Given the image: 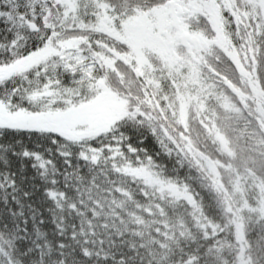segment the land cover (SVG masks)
<instances>
[{
    "label": "trees",
    "instance_id": "trees-1",
    "mask_svg": "<svg viewBox=\"0 0 264 264\" xmlns=\"http://www.w3.org/2000/svg\"><path fill=\"white\" fill-rule=\"evenodd\" d=\"M196 29L205 32L203 25ZM239 52L245 59L252 55L251 49L245 52L240 48ZM223 59V53L211 58L227 80L215 78V82L222 96H228L241 110L234 112L230 107L223 111L217 106L215 115L200 110L188 113L185 132L191 151L182 153L184 162L178 164L175 153L171 159L157 156L173 183L179 178V190L149 182L133 158L98 152L94 160L88 157L49 165L47 179L56 181L52 190L57 193L51 198L45 194V180L32 161L21 164L19 159H10L6 171L14 173L16 183H0V264H64L57 258L61 251L68 264H238L239 260L264 264V217L252 212L237 217L232 210L236 204L233 181L238 176L251 172L264 184V130L252 114V105L235 93L247 87L226 68ZM241 63L246 66L248 59ZM251 75L264 95L255 70ZM151 81L141 83L140 77L133 76L131 87L120 79L113 80L109 89L116 96L143 103L160 120L165 134L174 138L173 133L178 136L179 130L170 108L165 114L169 104ZM87 109L72 113L66 123H111L96 112L101 110L100 104L90 107L92 113ZM204 124L215 128L219 137L209 135ZM222 142L233 155L222 148ZM196 152L210 158L214 170L202 168ZM210 218L217 226L202 224ZM203 227L212 228L210 235ZM61 241L62 250L58 247ZM83 249L86 254L82 256Z\"/></svg>",
    "mask_w": 264,
    "mask_h": 264
},
{
    "label": "snow or ice",
    "instance_id": "snow-or-ice-1",
    "mask_svg": "<svg viewBox=\"0 0 264 264\" xmlns=\"http://www.w3.org/2000/svg\"><path fill=\"white\" fill-rule=\"evenodd\" d=\"M156 3L163 0H0V169L5 170L0 171V183L15 186L14 173L6 171L10 159L21 164L32 161L45 180V194L55 198L56 181L47 179L49 165L118 152L133 158L149 182L179 190V178L173 183L157 156L171 159L175 153L176 162L182 164L191 151L184 104L192 97L179 96L164 108L166 115L167 108L173 109L179 130L170 138L143 103L131 97L117 99L109 91L113 80L124 79L131 87L133 76L152 83L148 78L154 71L141 60L128 32L131 23ZM208 7L217 8L223 29L197 10L207 12ZM189 10L195 13L187 16L189 27L204 26L208 42L223 52L226 68L241 78L255 70L264 88V0H215V4L201 0ZM237 47L252 50L246 66L237 59ZM105 97L117 99L119 106L110 124L66 123L72 113ZM194 103L198 109L206 103L199 90ZM203 127L219 137L209 124ZM258 211L264 217V202ZM58 247L63 249L62 241ZM80 254L85 255L86 249ZM57 258L68 264L63 251Z\"/></svg>",
    "mask_w": 264,
    "mask_h": 264
},
{
    "label": "rangeland",
    "instance_id": "rangeland-1",
    "mask_svg": "<svg viewBox=\"0 0 264 264\" xmlns=\"http://www.w3.org/2000/svg\"><path fill=\"white\" fill-rule=\"evenodd\" d=\"M168 1L169 0H166L161 4L153 6L148 14L133 21L128 32L129 40L139 50L141 60L147 64L150 70L154 71V74L148 79L155 82L157 93L163 94L167 104L169 105L177 100L179 96H184L186 98L192 97L191 103L187 100L185 101V117L190 111L198 112L200 110L205 112V108H207L208 113L215 115L217 114L215 112L217 106H219L223 111H227L230 107L234 108V112L240 111L241 109L238 108L239 106L234 107L233 105L235 104H233V101L228 100L230 99L228 96H222V89L218 88V85L215 82V78H221L223 81H227L223 74L218 72L214 64L211 62V58L214 55L223 52L217 47H213L211 43L209 49L202 44L195 46L192 45L190 48H186L182 46L178 37L180 32H189L192 35L204 37L209 41V37L204 31L196 28H190L186 22L187 16L195 14L193 11L189 10V5L196 4L197 0H190L189 3L188 1L178 0V2L181 3V6L186 9V13L182 17L181 31L175 30L171 27ZM200 2L201 0H198V3ZM203 2L215 4V0H203ZM197 10H200L202 14L207 15L210 21L215 20L217 27L221 29L224 28L223 21L217 11V8L208 7L207 12H204L202 8ZM237 48L234 49V51L238 54L237 59L242 58V60L246 61L247 59L240 55V48ZM137 63H140V61L138 60ZM253 80L254 79L252 78L251 73H249L245 78H241V82L247 88L244 92L238 91L237 95L241 100L252 105V114L258 118L259 124L264 130V95L256 82ZM234 88L237 89V87ZM198 90L201 94V98L206 102L205 106H202L199 109L194 103ZM109 91L112 96L117 99L121 98L116 96L115 92L112 90L109 89ZM169 95L172 97L171 100L167 97ZM117 99L105 97L94 103L92 108L94 105L100 104L101 110L96 111L99 113L98 115L111 119L114 113L118 111L119 106L117 104ZM90 107L87 109L88 112H91ZM103 108H105V113L107 115L104 114ZM170 110L172 114L173 109L170 108ZM221 144L223 145L222 148L225 151L230 152L231 155H233V152L227 148L226 145H224L225 142H222ZM196 153L199 156L196 157L197 163L202 168L214 170L215 164L213 162V165L209 163L210 158L198 152ZM258 179L259 176L249 172L238 176L236 182L233 181L234 187H236V204H232V210L236 213L237 217H241L244 213L248 212L256 213L258 216H261L258 211V206L261 202H264V184ZM191 196L193 197L192 194ZM184 197L188 198V194L185 193ZM194 213H192L193 217H196V214ZM212 223H215V226H217L216 221H211V218L208 219V222L204 221L202 224L212 225ZM194 225L197 227L199 226L198 223H194ZM203 228L205 234L210 235V229L212 230V228ZM237 240L239 243L240 237L238 231ZM225 264L236 263L229 262ZM238 264H248V262L239 260Z\"/></svg>",
    "mask_w": 264,
    "mask_h": 264
},
{
    "label": "water",
    "instance_id": "water-1",
    "mask_svg": "<svg viewBox=\"0 0 264 264\" xmlns=\"http://www.w3.org/2000/svg\"><path fill=\"white\" fill-rule=\"evenodd\" d=\"M184 10L181 5L175 1H169V17L171 26L179 30L181 25V16L183 15ZM180 42L182 46L189 48L191 45L195 44H204L207 45L205 40H202L196 36H192L189 33L183 32L179 35Z\"/></svg>",
    "mask_w": 264,
    "mask_h": 264
}]
</instances>
